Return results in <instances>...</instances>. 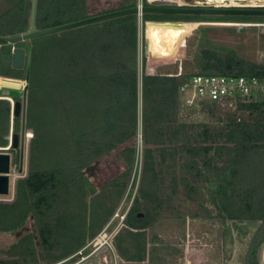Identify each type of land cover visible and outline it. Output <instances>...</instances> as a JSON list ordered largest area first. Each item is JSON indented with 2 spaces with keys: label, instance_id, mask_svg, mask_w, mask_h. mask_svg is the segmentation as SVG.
<instances>
[{
  "label": "trees",
  "instance_id": "obj_1",
  "mask_svg": "<svg viewBox=\"0 0 264 264\" xmlns=\"http://www.w3.org/2000/svg\"><path fill=\"white\" fill-rule=\"evenodd\" d=\"M31 5L32 0H0V37L31 30ZM136 5L125 0L116 9L92 13L87 0H36L33 29ZM142 5L149 6L146 0ZM147 22L264 23V17L143 14L142 28ZM138 28L137 16L130 15L0 47V78L17 81L24 80L25 70L11 68L12 49L31 51L26 171L16 180L12 204L0 207V233H18L30 219L42 264L83 249L121 201L140 136V186L112 239L117 256L142 264L177 252H168L171 245L157 235L148 240V230L176 199L195 203L197 218L220 222L229 245L256 226L243 260L230 263L258 264L264 246V101L239 104L236 113L208 102L184 109L177 89L194 75L263 79L264 64L233 50L211 49L201 29L198 53L185 73H145L143 46L139 79ZM147 64L154 66L149 59ZM199 108L212 124L185 120ZM20 128L11 101L0 98V153L13 152L15 164L19 151L5 149ZM114 151L122 173L96 188L93 172L84 170Z\"/></svg>",
  "mask_w": 264,
  "mask_h": 264
},
{
  "label": "rangeland",
  "instance_id": "obj_2",
  "mask_svg": "<svg viewBox=\"0 0 264 264\" xmlns=\"http://www.w3.org/2000/svg\"><path fill=\"white\" fill-rule=\"evenodd\" d=\"M123 1L125 0H87L89 10L92 13H101L109 11L110 9H116ZM139 1L142 0H137V2ZM146 2L149 5L157 6H264V1L257 0L242 2L225 0L218 5L209 0H146ZM137 24L139 25L138 68L140 79V73L142 71V48L148 45V40L145 34L146 24L142 28L141 18L139 16H137ZM201 29L206 31V39L211 49L219 50L220 52H223L222 49L226 51L233 50L244 57H251V59L264 64V51L261 50V45L264 44V23H183L182 27H172L171 31L161 32L160 36L153 42L161 46V50L158 53L144 51L146 56L145 73L180 75L185 73L191 66L194 55L198 53ZM148 59L154 66H148ZM4 81L17 83L21 88H3ZM23 87L24 80H0V97H15L21 102ZM181 99L183 103V98ZM182 106L186 109L183 104ZM219 109H222V107L219 106ZM185 120L195 123H213L200 108L185 118ZM19 134L20 132L17 133V135ZM25 136L23 173L18 174L19 162L17 164L14 163L15 154L11 152L9 195L4 197L0 196V207L10 206L12 204L16 180L25 174V158L31 133L26 130ZM136 148L135 165L124 195L108 221V225L106 224L107 226H104V230L102 228L95 235L96 237L103 230L102 237L108 240L107 245L95 250L99 246V241L92 243L94 237L87 241L83 249L70 256L69 258L71 259L69 261L61 264H135L126 262L117 256L112 239L123 227V223H121L123 217H125L128 209L138 195L142 169V147L138 138ZM117 151L99 160L98 166L92 171L94 178L93 184L96 188L101 187L106 181L122 173V163L117 155ZM199 214L200 211H198L195 203L177 202L175 199L173 208L169 211H164L163 218L155 224L153 229L148 230V240L151 241L153 235H157L159 240L167 241L171 245L168 252L177 250L178 253L173 252L169 258L167 257V259H162L154 263L142 264H234L230 263V261L241 262L248 247L251 234L254 232L256 226L251 228L247 236L235 238L234 242L229 245L228 242L225 243V240H223V231L220 222L197 218ZM0 264H42L40 260V248L37 245L33 223L30 219L26 222L25 229L18 233H0ZM258 264H264V246L260 250Z\"/></svg>",
  "mask_w": 264,
  "mask_h": 264
},
{
  "label": "water",
  "instance_id": "obj_3",
  "mask_svg": "<svg viewBox=\"0 0 264 264\" xmlns=\"http://www.w3.org/2000/svg\"><path fill=\"white\" fill-rule=\"evenodd\" d=\"M35 2L32 0L31 5V19H30V31L21 35L13 37H0V47L7 45H14L20 42L29 41L35 38L48 36L52 34H57L69 30H74L82 28L85 26L98 24L130 15H136L141 18L143 14L151 15H184V16H206V17H264V8L256 7H223V6H135L128 9L117 10L105 14L95 15L89 18L65 23L62 25L45 28L41 30H34V12H35ZM264 7V6H263ZM154 23L155 25L164 27L178 28L182 27L183 23H157V22H147ZM144 51L148 52V45L144 46ZM30 60L31 51L24 49L13 48L11 52V68L14 70L25 69L24 87L22 89V100L21 102L16 101L13 103L12 116L21 119L20 134H14L10 136L9 147L5 150L13 149L19 151V167L18 174L23 173L24 167V152H25V116H26V98H27V84L29 81V70H30ZM3 88H16L20 89V85L13 82L4 81ZM141 141V137H138ZM99 164V161L95 162L93 165L87 167L84 170V174L89 175ZM11 155L10 153L4 152L0 153V196L9 195V187L11 182ZM141 216V214H139Z\"/></svg>",
  "mask_w": 264,
  "mask_h": 264
},
{
  "label": "built area",
  "instance_id": "obj_4",
  "mask_svg": "<svg viewBox=\"0 0 264 264\" xmlns=\"http://www.w3.org/2000/svg\"><path fill=\"white\" fill-rule=\"evenodd\" d=\"M138 5L141 6L142 1L137 2L136 6ZM171 75L180 76V74ZM177 92L183 98V105L188 109L198 108L208 102L216 104L222 109L228 110V112L236 113L239 104L264 101V78L194 75L183 80L179 84ZM237 121H239V118ZM123 220L121 223H123ZM105 227H103V230ZM103 230L92 241V243L99 241V246L95 250L107 245L108 240L102 237ZM70 259L67 258L56 264L67 262Z\"/></svg>",
  "mask_w": 264,
  "mask_h": 264
},
{
  "label": "bare ground",
  "instance_id": "obj_5",
  "mask_svg": "<svg viewBox=\"0 0 264 264\" xmlns=\"http://www.w3.org/2000/svg\"><path fill=\"white\" fill-rule=\"evenodd\" d=\"M215 2L217 5L223 3L225 0H209ZM235 1H253V0H235ZM264 1V0H257ZM256 5V4H255ZM263 5V4H262ZM172 27H164L155 25L154 23L146 24V38L148 40V52L158 53L161 50V46L158 43H153L158 36H160L161 32L171 31Z\"/></svg>",
  "mask_w": 264,
  "mask_h": 264
},
{
  "label": "crops",
  "instance_id": "obj_6",
  "mask_svg": "<svg viewBox=\"0 0 264 264\" xmlns=\"http://www.w3.org/2000/svg\"><path fill=\"white\" fill-rule=\"evenodd\" d=\"M0 80H4V79H1V78H0ZM7 80H8V79H7ZM0 98H1V97H0ZM7 98H8L9 100L12 101V98H15V97H8V96H7ZM13 103H14V102H13Z\"/></svg>",
  "mask_w": 264,
  "mask_h": 264
},
{
  "label": "flooded vegetation",
  "instance_id": "obj_7",
  "mask_svg": "<svg viewBox=\"0 0 264 264\" xmlns=\"http://www.w3.org/2000/svg\"><path fill=\"white\" fill-rule=\"evenodd\" d=\"M155 6H157V5H155ZM244 7H246V6H244ZM249 8V7H248ZM256 8H264L263 6H260V7H256Z\"/></svg>",
  "mask_w": 264,
  "mask_h": 264
}]
</instances>
